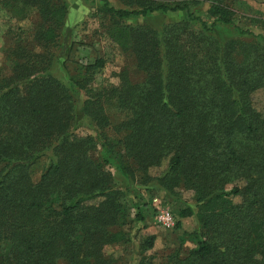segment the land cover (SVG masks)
I'll return each instance as SVG.
<instances>
[{
	"label": "trees",
	"instance_id": "1",
	"mask_svg": "<svg viewBox=\"0 0 264 264\" xmlns=\"http://www.w3.org/2000/svg\"><path fill=\"white\" fill-rule=\"evenodd\" d=\"M242 1L127 0L131 8H117L102 0L108 34L123 40L144 77L132 82L121 71L117 84L87 94L81 114L90 132L77 135L84 84L49 71L65 6L0 0L20 19L37 13L33 47L11 40V65L0 68V264H119L121 255L103 250L127 245L131 220L111 169L171 194L188 189L195 201V211L178 213L201 228L194 246L156 263L144 254L155 240L147 234L137 264H263L264 115L251 97L264 87V35L238 23L233 6ZM155 12L180 18L161 28L123 22ZM248 19L264 30V10ZM220 26L235 36L218 39ZM102 66L97 57L91 67Z\"/></svg>",
	"mask_w": 264,
	"mask_h": 264
},
{
	"label": "rangeland",
	"instance_id": "2",
	"mask_svg": "<svg viewBox=\"0 0 264 264\" xmlns=\"http://www.w3.org/2000/svg\"><path fill=\"white\" fill-rule=\"evenodd\" d=\"M117 8H131L127 0H108ZM158 2L171 3L174 0H156ZM102 0H56L57 5L66 8L64 21L58 29V40L51 49L54 60L49 71L57 77L69 79L71 76L81 80L84 88L79 89L76 103V129L74 133L82 135L89 133V121L81 114V107L87 94L97 92L102 87H109L119 82V73L126 72L132 82H140L144 75L136 66L135 58L128 48L123 47L122 39L112 38L107 31L110 25V16L100 12ZM236 17L239 24L248 27L255 32L264 35L263 28L257 22L248 18L261 16L264 10L262 0H243L234 4ZM203 9V8H202ZM27 16L18 18L12 11L0 3V68L11 65L8 58V47L11 40H20L33 47L30 32L35 28L37 13L33 9L26 10ZM179 14L151 13L146 16H134L124 20V24H146L154 28H161L164 23L179 19ZM230 27L220 26L215 31V36L224 40L235 36ZM248 40L249 37H242ZM99 57L103 61L101 68H92L95 59ZM86 79L87 82H86ZM85 89V90H84ZM89 91V92H88ZM253 107L264 115V87L252 94ZM107 107L114 112L112 101L108 100ZM119 114H113L112 119L117 120ZM93 158L98 157L97 151H91ZM165 168V162L151 169L152 175H157ZM40 169V168H39ZM36 170L34 178L38 177L40 170ZM115 183L124 189L123 203L128 207L131 220L128 232L130 239L124 248L107 246L103 252L106 255L114 253L121 255L119 264H137L139 254V242L147 234H154V245L144 252L151 256L156 263L165 260V256L178 250L184 254L194 246L195 235L201 232V228L193 217L178 216V213L187 206L195 211V201L192 191L181 188L176 194H171L158 187L155 181L140 183L138 180H130L111 169ZM230 187V186H228ZM235 202L240 197H234ZM140 213L143 220H137L136 214ZM160 213H168L172 218V224L163 226L158 221ZM179 221V224L177 222ZM145 227H142L144 226ZM57 264H65L62 259ZM264 264V262H263Z\"/></svg>",
	"mask_w": 264,
	"mask_h": 264
},
{
	"label": "built area",
	"instance_id": "3",
	"mask_svg": "<svg viewBox=\"0 0 264 264\" xmlns=\"http://www.w3.org/2000/svg\"><path fill=\"white\" fill-rule=\"evenodd\" d=\"M158 221L161 222L163 226H169L172 224V218L168 213H160Z\"/></svg>",
	"mask_w": 264,
	"mask_h": 264
}]
</instances>
